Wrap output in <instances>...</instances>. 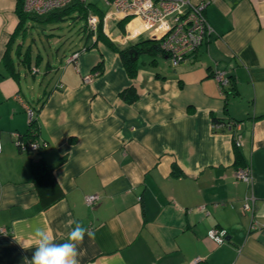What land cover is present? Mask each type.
Wrapping results in <instances>:
<instances>
[{
	"label": "crops",
	"instance_id": "1",
	"mask_svg": "<svg viewBox=\"0 0 264 264\" xmlns=\"http://www.w3.org/2000/svg\"><path fill=\"white\" fill-rule=\"evenodd\" d=\"M193 1H206L208 39L176 66L138 54L129 77L100 40L71 60L78 47L51 57L26 51L16 1L0 0V264L31 260L35 249L22 244L37 217L58 243L72 221L94 232L80 264H264V0ZM98 63L101 72L85 79ZM215 68L230 78L223 92ZM128 87L138 95L131 102L121 96ZM26 107L36 111L31 139L46 143L32 151L15 140L30 129ZM213 116L239 122L250 183L236 180L233 134L214 130ZM31 158L54 166L63 192L45 208ZM246 197L252 213L242 209ZM211 228L224 230L222 242Z\"/></svg>",
	"mask_w": 264,
	"mask_h": 264
},
{
	"label": "built area",
	"instance_id": "2",
	"mask_svg": "<svg viewBox=\"0 0 264 264\" xmlns=\"http://www.w3.org/2000/svg\"><path fill=\"white\" fill-rule=\"evenodd\" d=\"M74 1L86 0H23L24 9L32 14L42 15L53 9L64 7ZM111 8L107 11L106 17H122L131 16L139 20L141 29L137 32L130 33L139 34L141 31L147 32L148 37L157 40L160 48L168 57L171 65L175 66L181 61L195 54L198 48L208 39L212 32V27L207 21L204 10L206 1L195 2L193 0H104ZM90 15V14H89ZM89 22V23H88ZM96 21L94 16L88 18V30H96ZM78 52H74L68 60L76 57ZM98 71L87 74L85 79L96 76ZM212 77L215 79L218 89L223 92L230 84V78L223 69L215 68L212 71ZM28 121L34 119V112L30 107H26ZM229 124L234 128L233 138L235 145H242L241 134L237 133L239 127L238 122ZM221 126L220 125H216ZM19 135H16V144H19ZM1 145V142H0ZM23 149L37 150L46 146L44 141L37 140L25 143L20 141ZM1 149V148H0ZM234 176L236 180H243L247 183L252 181V171L248 164L235 169ZM85 203L92 207L98 201V194H87L84 197ZM252 198L246 197L242 203V209L253 212ZM256 223H252L251 227H255ZM208 235L217 242L224 240L225 232L222 229L211 228Z\"/></svg>",
	"mask_w": 264,
	"mask_h": 264
},
{
	"label": "trees",
	"instance_id": "3",
	"mask_svg": "<svg viewBox=\"0 0 264 264\" xmlns=\"http://www.w3.org/2000/svg\"><path fill=\"white\" fill-rule=\"evenodd\" d=\"M15 1H16V11H17V14L20 18V23H19L20 24L19 29L21 31L20 36L23 39L27 37V35H26L27 29H25V27H26V23L29 19L60 20V19H63L64 17L69 16L70 11H73V10L78 12L77 13L78 17H83L86 19V15L84 13V12L87 13L86 1H84V2L74 1V2L68 4L64 7L53 9V10H51L45 14H42V15H36V14H32V13L27 12L23 7V0H15ZM99 13L103 14L102 12H99ZM120 22H121L120 24L122 25L125 21H120ZM84 30L86 31L85 24H84ZM88 36L90 37V35H88ZM95 40L103 41L111 49L118 52V54L120 55V57L122 59V62L124 64V67H125L126 72H127L129 77H134L136 74V71H137V65H136L137 59L136 60L133 59L134 51H136L137 54H149L152 57L163 56L164 58L168 59L166 54L160 48L159 42L157 40H154L151 38L141 39V40H139L133 44H129V45L124 46V47H120L118 44L113 43V42L109 41L108 39H106V37L100 32V29L98 28L97 37ZM28 43L26 45V48H27L26 51L29 52V50H30V52H31L33 44L30 42H28ZM78 50H80V48L73 51V53L78 52ZM131 50H133V51L131 52ZM23 54L21 56L22 59L24 58ZM4 58H5L4 61L7 65V69L9 70L10 73L13 74L14 73L13 70L15 68L14 59L11 58L10 56H8L7 54L5 55ZM151 60L153 61V60H155V58H152ZM93 71H98V74H99L101 72V64L98 63L93 68ZM230 83H231V81H230ZM121 96L125 101L131 102V101L135 100L138 95H137V93L133 87H128V88L121 91ZM30 108L33 110L34 116H35V113H36L35 109L32 107H30ZM212 122H213V129L214 130H216V131L228 130V131L232 132V134H233L234 128L229 127L228 125L229 124L232 125V124H234V122H237V121H235V120L221 121V120H219L213 116ZM34 124H35V120L33 119L32 122H30V129L28 130V133L25 135H19V139H18L19 140V144H18L19 148H21L20 141H24L25 143H29L30 141L34 140V139H31L37 130V127ZM220 124H221V126H218V127L216 126V125H220ZM233 141H234V138H233ZM233 143H234V147H235V164L238 168L240 166H244L247 163H245L244 160L242 159V155H241L240 151L238 150L239 147H237L235 145V141ZM27 150L32 151L29 148ZM30 169H31L34 184H35V186L38 190V193H39L40 206L42 208L49 206L50 204L54 203L56 200H58L59 198L62 197L63 192H62L61 188L59 187L58 183L56 182L54 175H53L54 166L47 164L43 158H37V159L31 158L30 159ZM173 169L175 171V167H173Z\"/></svg>",
	"mask_w": 264,
	"mask_h": 264
},
{
	"label": "rangeland",
	"instance_id": "4",
	"mask_svg": "<svg viewBox=\"0 0 264 264\" xmlns=\"http://www.w3.org/2000/svg\"><path fill=\"white\" fill-rule=\"evenodd\" d=\"M86 3L87 13L84 12L86 19L83 17H78V12L74 10L70 11L69 16L60 20L29 19L25 27V29H27L26 41L28 39V42L33 44V53L35 54L37 49L44 57H47V54L51 57L55 54V52L62 54L64 51L70 52V50L77 47L81 48L83 44L91 43L90 38L93 40L96 39L98 28L100 29V32L106 37V39L118 45L120 44L127 46L141 40L139 39L141 32L137 35L128 34L130 31L129 24L133 21L137 23L139 30L141 29L138 19L136 21V19L132 18L131 16L106 17V13L111 8V6L104 0H86ZM99 12H102L103 14H100ZM91 15L94 16L97 28L96 30H90L89 32L87 21ZM120 21H125L122 24L123 26L120 24ZM84 24L86 31L84 30ZM87 34L90 35V37ZM141 37L147 38L148 33L146 32L142 34ZM144 56L146 57L145 60L147 61H150L152 58L163 61L161 56L152 57L149 54L140 55L141 58Z\"/></svg>",
	"mask_w": 264,
	"mask_h": 264
},
{
	"label": "clouds",
	"instance_id": "5",
	"mask_svg": "<svg viewBox=\"0 0 264 264\" xmlns=\"http://www.w3.org/2000/svg\"><path fill=\"white\" fill-rule=\"evenodd\" d=\"M2 148V145H0ZM74 224V227L71 225ZM28 231L26 235L31 240L25 249L34 248L35 251L31 260L26 259V264H80L79 257L83 254L81 245L87 236L90 240L95 238L94 232L84 227L81 223L70 222V231L64 242H56L53 235L50 234L39 222V218L27 222ZM18 243L19 241L15 239Z\"/></svg>",
	"mask_w": 264,
	"mask_h": 264
},
{
	"label": "water",
	"instance_id": "6",
	"mask_svg": "<svg viewBox=\"0 0 264 264\" xmlns=\"http://www.w3.org/2000/svg\"><path fill=\"white\" fill-rule=\"evenodd\" d=\"M132 51H133V50H131V52H132ZM137 55H138V54H137V52H136V51H134V56H133V59H134V60H136V59H137Z\"/></svg>",
	"mask_w": 264,
	"mask_h": 264
}]
</instances>
